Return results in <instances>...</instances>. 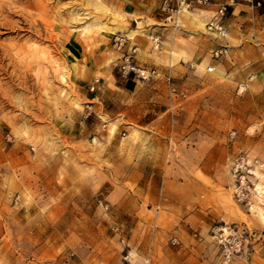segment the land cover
Returning <instances> with one entry per match:
<instances>
[{
    "label": "rangeland",
    "instance_id": "1",
    "mask_svg": "<svg viewBox=\"0 0 264 264\" xmlns=\"http://www.w3.org/2000/svg\"><path fill=\"white\" fill-rule=\"evenodd\" d=\"M200 14L204 25L194 19ZM125 16L121 0H0L3 188L23 207L16 170L29 165L26 176L39 171L41 183L29 198H42L54 183L77 195L64 233L53 237L39 220L35 251L24 259L264 264V203L256 189L264 185V0L223 39L206 29L212 13L184 14L182 27H200L199 41L210 50L199 59L172 58L185 71L180 76L131 75L133 103L114 121L88 107L86 96L97 89L90 91L84 65L87 53L105 47L104 37L114 41ZM222 44L227 55L215 59ZM126 155L134 159L129 172ZM114 180L119 193L129 191L120 202ZM8 222V243L26 248Z\"/></svg>",
    "mask_w": 264,
    "mask_h": 264
},
{
    "label": "crops",
    "instance_id": "2",
    "mask_svg": "<svg viewBox=\"0 0 264 264\" xmlns=\"http://www.w3.org/2000/svg\"><path fill=\"white\" fill-rule=\"evenodd\" d=\"M121 1H123V12L126 14L125 23L118 29L114 26V36L117 34L123 37V44L119 46L114 43L112 37H104L102 42H105V47L98 45L90 53H87L86 65H84L89 85H93L96 79L100 81L97 94L88 93L86 96V102H90L88 107L96 117L105 116L114 121L119 118L121 113L131 108L133 101H130V97L138 89L135 78L132 76L121 77L119 65L123 56L136 50L134 57L138 60L139 65L155 69L159 74L158 79H160L161 75L162 77L165 75L173 77L185 73V71L172 66L170 63L172 58H177L179 62L185 56L189 60L199 59L208 53L211 47L209 44L200 43L199 38L202 35L200 27L187 25L182 28H174L166 25L159 12L157 0ZM215 8V5H210L195 12L212 13ZM248 14H250L249 6L246 4L235 5L223 19L228 33L237 34L243 25V17ZM199 16L204 19L203 14ZM131 33L134 35H130ZM154 35L161 36L159 50H155L153 47L152 37ZM184 49L186 55L182 53L174 55V52H179L177 50L183 51ZM141 53H145L144 59L140 58ZM180 65L184 67L182 64ZM127 156L123 161L124 167L122 168H126V171L129 172V168L134 166V159H129ZM8 165V163H0V264H35L33 259H24V256L29 251H35L33 237L38 233V221L42 220L46 226L52 229L53 237L55 234H60L61 231L64 233L66 220L70 217L68 210L75 203L77 195L70 187H57V183H54L50 190L47 189L48 194L42 198L35 195L29 198L27 195L30 194V191L39 190L41 183L38 182L39 171H32V176L29 178L26 176L25 172L30 171L28 168H31L28 165L22 168V172L16 170L18 174L15 189L19 190L22 195L21 205H23V207L16 208L8 199L10 192L3 188ZM117 184V181L114 180V197L117 196L115 202H120L129 194V191L119 193L120 187L118 186L120 184ZM50 201L55 206L52 210L48 209L46 212H42L39 204H46ZM8 221H14V228L17 229V234L22 237L21 244L25 242L26 248L20 245L18 248L16 245L13 247L8 243L6 240V237L10 235Z\"/></svg>",
    "mask_w": 264,
    "mask_h": 264
},
{
    "label": "built area",
    "instance_id": "3",
    "mask_svg": "<svg viewBox=\"0 0 264 264\" xmlns=\"http://www.w3.org/2000/svg\"><path fill=\"white\" fill-rule=\"evenodd\" d=\"M159 3V12L163 17V21L166 25H170L174 28H181V18L186 13H193L198 9L215 5L216 8L212 12V16L206 24V29L210 34L216 36V38L223 39L227 37V28L223 23V19L227 16L230 10L237 4H246L251 8H258L262 6V0H157ZM124 42V38L118 35L114 36V43L121 46ZM153 47L159 49L161 46V36L154 35L152 37ZM136 50L126 54L122 58V62L119 65L121 77H129L136 75L144 80L156 75L155 69H145L138 65L134 60V54ZM227 46L223 45L216 49H213L212 56L217 59L221 56L227 55ZM100 81L96 79L90 87L91 92H95ZM90 115V113H88ZM177 241L174 239L173 243Z\"/></svg>",
    "mask_w": 264,
    "mask_h": 264
},
{
    "label": "bare ground",
    "instance_id": "4",
    "mask_svg": "<svg viewBox=\"0 0 264 264\" xmlns=\"http://www.w3.org/2000/svg\"><path fill=\"white\" fill-rule=\"evenodd\" d=\"M194 19L197 20L200 24L204 25L203 20H202V18L200 16H195ZM211 70L212 71H215L217 74L220 73V70L217 69V67L211 68ZM256 189H257L259 201L262 202V203H264V185L258 184ZM260 202H258V203H260ZM260 210L263 211L261 208H260Z\"/></svg>",
    "mask_w": 264,
    "mask_h": 264
}]
</instances>
